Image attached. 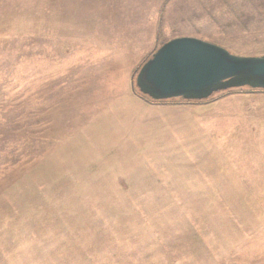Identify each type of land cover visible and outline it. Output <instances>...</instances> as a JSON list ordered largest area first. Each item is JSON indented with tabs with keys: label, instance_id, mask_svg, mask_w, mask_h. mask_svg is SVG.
<instances>
[{
	"label": "rangeland",
	"instance_id": "obj_1",
	"mask_svg": "<svg viewBox=\"0 0 264 264\" xmlns=\"http://www.w3.org/2000/svg\"><path fill=\"white\" fill-rule=\"evenodd\" d=\"M152 1L0 0V264H264V92L132 88L183 34L264 55V0Z\"/></svg>",
	"mask_w": 264,
	"mask_h": 264
},
{
	"label": "water",
	"instance_id": "obj_2",
	"mask_svg": "<svg viewBox=\"0 0 264 264\" xmlns=\"http://www.w3.org/2000/svg\"><path fill=\"white\" fill-rule=\"evenodd\" d=\"M134 87L153 102H198L243 87L264 91V55L242 57L198 38H174L142 64Z\"/></svg>",
	"mask_w": 264,
	"mask_h": 264
},
{
	"label": "crops",
	"instance_id": "obj_3",
	"mask_svg": "<svg viewBox=\"0 0 264 264\" xmlns=\"http://www.w3.org/2000/svg\"><path fill=\"white\" fill-rule=\"evenodd\" d=\"M166 1L167 0H154L150 4H147V2H145L144 3V6L146 7L145 11L146 12H153L156 14V16H154V18L152 17V15L148 16L147 19H145V21L150 22L151 24L153 22V23H155L154 26H157V27H159V25L161 23L164 24V26H166V27L175 26L174 23H175L176 19H179L178 21L182 22L183 24H186L185 27L188 26L189 28H191L193 24L195 25V22H196L195 19H192L188 15H187V17H185V15L188 12L193 11V6H194L193 3L185 4L184 2H188L187 0H168L167 2ZM127 9H128V11H130L129 8H127ZM132 18H135V16L126 15V16H123L121 18V20L122 21L124 20V22H125L126 20H130ZM151 24L147 23V24H144V26H148ZM179 37H193V36L189 35V34H183V35H180V36L174 37V38H179ZM174 38H172V39H174ZM172 39H170V40H172ZM133 97H134L136 104L139 107H141V109L145 110L146 112H148L150 114H153V112H154V115L158 114L159 112L161 114V113H163V111L169 110V108L176 107V106L168 105L167 103L148 102V101H146L140 97H137L134 93H133ZM156 109H158V110L154 111ZM161 110H162V112H161ZM165 113H168V111ZM151 118H153L152 115H151ZM154 123H156V122L154 121Z\"/></svg>",
	"mask_w": 264,
	"mask_h": 264
},
{
	"label": "trees",
	"instance_id": "obj_4",
	"mask_svg": "<svg viewBox=\"0 0 264 264\" xmlns=\"http://www.w3.org/2000/svg\"><path fill=\"white\" fill-rule=\"evenodd\" d=\"M135 73H136V72H135ZM253 92H255V91H253ZM262 92H264V91H262ZM134 93L137 94L139 97H141V98L144 99V100L151 101V100H149L147 97L141 95L138 91H136V92H134ZM152 102H153V101H152ZM162 102H168V101H162ZM154 103H156V102H154Z\"/></svg>",
	"mask_w": 264,
	"mask_h": 264
}]
</instances>
